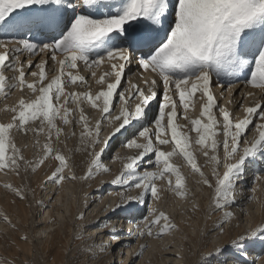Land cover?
I'll use <instances>...</instances> for the list:
<instances>
[{"label":"snow or ice","instance_id":"1","mask_svg":"<svg viewBox=\"0 0 264 264\" xmlns=\"http://www.w3.org/2000/svg\"><path fill=\"white\" fill-rule=\"evenodd\" d=\"M36 56L40 59L33 63ZM133 64L145 87L125 77ZM103 65L107 69L97 76ZM81 68L90 71L99 90H90ZM241 82L259 90L264 101V0H0V98L17 90L32 97L22 96L6 108L12 116L0 123V173L20 175L54 161L53 183L91 180L110 174L105 151L113 137L127 133L121 147L136 154L120 157L116 152L109 158L122 164L112 181L121 186V199L112 211L131 213L138 211L136 204L159 201V182L186 198L185 177L173 163L180 157L199 183L212 190V207L227 224L234 217L229 209L236 205L246 167L264 157V103L241 104L245 115L240 118L216 102L213 85L226 86L230 93ZM251 90L247 97L257 94ZM197 93V102L203 103L193 118L189 112L195 111ZM84 104L101 114L92 127ZM105 123L112 128L109 135L101 131ZM77 126L82 151L90 157L86 175L79 178L71 171L75 162L54 147L67 139L65 127L75 136ZM14 132H31L33 147L39 146L40 135L46 136L38 159L25 157ZM168 145L171 150H163ZM196 148L204 165L197 162ZM4 187L25 198L11 184ZM136 190L137 195H130ZM3 219L11 223L7 216ZM162 220L164 225L154 232ZM136 228L138 237L162 239L174 226L164 212L149 206ZM110 238L120 239L115 228ZM262 240L264 226L239 234L232 247L218 248L206 264H264V255L259 262L252 256ZM107 250L108 245H100L101 253Z\"/></svg>","mask_w":264,"mask_h":264},{"label":"rangeland","instance_id":"2","mask_svg":"<svg viewBox=\"0 0 264 264\" xmlns=\"http://www.w3.org/2000/svg\"><path fill=\"white\" fill-rule=\"evenodd\" d=\"M21 59L25 60L26 57ZM107 67V65H103L100 69H97V76ZM80 74L90 81L91 91L99 90V86L96 85L95 81L90 79L91 73L89 70L81 68ZM125 77L128 78V74L125 73ZM136 84L145 87L142 80H138ZM125 86L126 84L122 80L121 87ZM76 90L84 92L86 89L78 88ZM22 96L25 99L32 98L31 93H22L17 90L5 102L0 99V123L11 120L12 113L7 112L6 108L17 105ZM198 99L199 93L193 97L194 101H198ZM202 103V101L197 102L196 105L200 104L201 107ZM248 106H254L253 99L249 101ZM83 107L85 114L89 117L90 127L94 126L100 119L101 114L87 104H84ZM195 115V117H198L199 113ZM244 115L243 112L238 117L243 118ZM36 124H39V121ZM58 124H61V122L58 121ZM108 127L106 123L102 125L104 130L101 129V131L104 133L107 130L104 135L111 133L112 128ZM74 130L76 135L71 136V130L65 127L64 134L67 139L65 140L62 137L61 142H56L54 147L69 156L70 163L75 162V167L71 171L75 172L79 178L86 175L89 169L90 157L82 151L81 129L77 126ZM14 136L17 146L24 150L27 159L36 160L39 158L41 154L40 146L46 142L44 134L39 136V146L37 147H33L34 137L31 132L26 136L23 133L14 132ZM119 147L120 144L112 146L110 141L109 147L105 151H109V153H105L104 156L108 155L107 158L110 160L109 158L116 150L118 151ZM162 148L163 150H171L170 145L162 146ZM97 151H99L98 148ZM135 154V150L127 149L122 157H131ZM194 154L197 157V162L204 165L205 160L200 155L198 148L195 149ZM121 155L122 153H120ZM105 158H103L104 162ZM261 159H258V163L262 167L264 166V160ZM115 163L118 164L117 168L113 169L116 167V165H113L110 168V174L99 175L91 180L77 179L76 181H70L66 179L61 184L53 183L50 179L55 171L56 162L54 161L46 162L44 166L37 168L35 171L31 169L27 172L22 171L20 175L0 173V264H5V262L7 264H123V262L118 261L116 254L114 260H111V239H101L99 233H93V230L100 226L111 231L117 224L116 221L112 224L104 223V218H101L105 210L111 212L121 211L120 209L112 211L120 202V196L113 198L111 195H107L112 189L122 190L121 186L112 183L122 169L120 161L117 160ZM173 163L181 169L185 177L188 190L187 197L177 196L167 190L168 185L165 182H159L158 187L162 189L160 192L161 199L145 205L154 207L158 213L164 212L174 228L165 234L162 239H156L155 236L148 237L145 240L146 243L144 241L143 244H140L141 246L130 249L129 253L128 248L123 250V258L129 255L126 264H206V261L214 256L218 248L232 247L233 239L239 234L264 226V183L256 192L257 194L253 192V197L258 196L259 202H261V208L259 207L254 213L253 219L245 215L246 206L249 203L245 205L246 200L241 201L246 196L252 198V186H250L252 180L250 179L248 180L249 186H242L245 190L243 196L239 195L240 187L237 188L236 205L229 209L234 213V217L229 223L223 224V213L212 207V190L199 183L198 176L191 172V169L182 161V158H174ZM203 170L205 174H209L211 171L208 167H204ZM249 171L252 172L248 174V177L254 174L253 166L248 165L246 167V172ZM68 174L70 173L66 172V175ZM172 179L174 183L175 177ZM5 184H11L14 188L20 189L25 198L21 199L15 192L5 188ZM137 194L138 190L130 193L133 196ZM102 198H105V200ZM106 200L109 202L108 207L105 205ZM251 202H254L253 206H256L254 199ZM133 203L135 204V202ZM135 206L138 209L140 204ZM125 207L131 208L132 205H125ZM237 208L245 210L238 211ZM5 216L11 221L10 224L4 222L3 218ZM164 223L165 221L162 220L160 225L154 229V232L162 228ZM105 224L109 226L106 228ZM130 229L131 226L128 231ZM105 233L108 237L111 236V232ZM25 236L27 240L23 239ZM135 243L136 241L132 242V245ZM102 244L108 245V250L103 253L99 251ZM145 245L146 249L141 254V248ZM257 252L258 255L259 252L264 255V240L258 242L252 252V256L256 257L259 262ZM237 254L239 255V253ZM242 259L247 260L249 257H242ZM213 264H216V262L213 261Z\"/></svg>","mask_w":264,"mask_h":264},{"label":"bare ground","instance_id":"3","mask_svg":"<svg viewBox=\"0 0 264 264\" xmlns=\"http://www.w3.org/2000/svg\"><path fill=\"white\" fill-rule=\"evenodd\" d=\"M42 55H46V54H42ZM24 57L27 58V54H25ZM38 58H39V56L35 57L33 59V63L38 61ZM49 63H51V61H49ZM27 71L30 72L31 69H27ZM139 72H140V70L137 68V66L135 64H133L131 66V73H129L128 69L125 70L126 75L128 74V78H130L134 84H136V82L138 80H140L139 79V75H138ZM49 77H51V73L50 72H49ZM213 90H214V95L216 97L217 105L219 107L228 108V110L231 111L233 113V115L237 116V117H238V115L243 114V110L241 109V104H244V105L248 106V103H249V101L251 99L254 100V105H255L256 102L261 101V94L259 93V90H251L249 87L245 86L243 82L238 83L236 87L232 88L230 93L228 92L226 86L225 87L216 88L215 85H213ZM250 90L251 91H255L257 94L254 95V96H251V97H247V93ZM15 93H16V91H15ZM14 94L10 95V98ZM245 97H247V99H245ZM0 99L4 100L2 98H0ZM15 101H16V99H15ZM3 102H5V100ZM192 102L195 104V111L194 112L190 111L189 115L194 118L196 116L195 114L196 113L198 114L199 111L201 110V107H200V104L196 105L197 104V100L196 101L193 100ZM261 102L264 103V101H261ZM178 119H179V117H178ZM180 123H186V122L181 120ZM102 130H104V129H102ZM106 132H107V130L104 132V134ZM126 136H127V133H125L124 135L117 134V136L113 137V139L111 141V145L112 146H116V145L120 144V147L118 148V151L116 150V152H118L119 156H120V153H122V155L120 157H122L124 155V153H125V150H127V148L121 147V142L126 139ZM105 153L108 154L109 151H107ZM104 157L107 158L109 156L107 155V156H104ZM106 158H105V164L107 166H109V168H112L113 165H116V167H114L113 169L117 168L118 164L115 163V161L111 162L110 160H108V158H107V161H106ZM261 158H262L261 160H264V157H261ZM258 159L255 161L254 164L251 165V166H253L254 174H251V176L248 177V174L250 172H252V171L246 172V178H245V180L243 182V186H245V185L249 186L250 184H249L248 180H250V179L252 180L251 181L252 184L250 185V186H252V189H251L252 190V197L254 196L253 192L255 194L259 190V188L263 185V183H264V166L261 167L259 165ZM238 187H240V186H238ZM118 192H120V191L116 190V188H115V189L110 190L107 193V195L108 196L111 195L113 198H116V197L119 196V195H117ZM238 192H239V195L241 194L242 196H243V194H245V190L243 189V187H240ZM102 199L105 200V198H102ZM244 200H246L245 205H247L249 203V205L246 206V210L243 209V208H237V209H238V211L245 210V213H246L245 215L249 216V218L253 219V217H254L253 215H254V213H256V211L261 206V204H260L261 202H259L258 196L254 199V201L256 203V206H253L254 202L253 203L251 202V200L253 201V199H250V196H246V198H244L243 200L241 199V201H244ZM151 203H152V201H148V204H151ZM105 205L108 207L109 206V202L108 201L105 202ZM239 207H240V205H239ZM148 210H149V206L148 205L140 204V207L138 208V211H133L131 213H127V212H124V211L111 212V211L105 210L103 215H101V218H104V220H103L104 223H109L110 222V224H112L114 221H116L117 224L115 225L114 228L116 229V234L120 236L119 240L112 239V238L108 237L105 232H111V231H109L108 229L103 228L102 226H100L97 229L93 230V233H99V235H100L99 238H101V239L110 238L111 239V241H112L111 244H110V247H112L111 248V252H110L111 260H114V257H115V254H116V256L118 258V261L119 262H123V264H126L127 261L129 260V255L123 258V255H122L123 254V250H126L128 248L127 251L129 253L130 249L136 248L138 246H141L140 244H143L144 241L148 238V236L138 237L137 228H136V221H138L141 218V215H148ZM120 221H122V222H120ZM129 221H133V222L129 223ZM130 226H131V229H130V231H128ZM132 227H133V229H132ZM102 233H105V234L101 235ZM134 241H136V243L134 245H132V242H134ZM145 243H146V241H145ZM257 255H258V252H257ZM262 255H263V253L259 252L258 257L260 258Z\"/></svg>","mask_w":264,"mask_h":264}]
</instances>
